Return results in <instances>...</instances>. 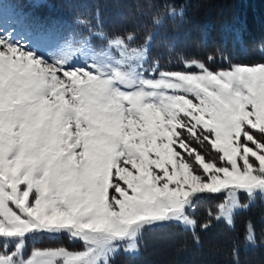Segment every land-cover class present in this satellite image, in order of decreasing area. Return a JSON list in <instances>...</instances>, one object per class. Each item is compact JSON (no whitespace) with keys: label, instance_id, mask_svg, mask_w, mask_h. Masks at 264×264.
I'll use <instances>...</instances> for the list:
<instances>
[{"label":"snow or ice","instance_id":"obj_1","mask_svg":"<svg viewBox=\"0 0 264 264\" xmlns=\"http://www.w3.org/2000/svg\"><path fill=\"white\" fill-rule=\"evenodd\" d=\"M136 3L147 22L112 36L98 17L65 31L0 6V264H112L166 226L199 245L198 228L264 199V62L163 67L155 38L183 5ZM64 237L82 250L28 251ZM243 243L256 244L251 223Z\"/></svg>","mask_w":264,"mask_h":264},{"label":"trees","instance_id":"obj_2","mask_svg":"<svg viewBox=\"0 0 264 264\" xmlns=\"http://www.w3.org/2000/svg\"><path fill=\"white\" fill-rule=\"evenodd\" d=\"M53 3L55 9L64 15L73 14L75 19L98 17L109 36L138 31L147 22L137 12L136 0H53ZM180 5L184 8L183 17L169 20L160 28L152 48V56L163 67L176 70L181 67L180 58L206 60L209 55L215 57L213 67H217L224 63L221 54L234 63L264 62L261 52L264 0H177V6ZM204 202H200L202 206ZM198 206L194 218L199 223L208 222L209 211ZM210 223L206 232L197 229L201 237L199 245L194 243L190 232L179 226L147 231L136 256L119 253L112 264H233L231 251L237 245L239 264H264V200H257L237 213L231 228L216 220ZM249 223L255 227L256 244L245 246L243 240ZM52 246L63 244L55 242Z\"/></svg>","mask_w":264,"mask_h":264},{"label":"rangeland","instance_id":"obj_3","mask_svg":"<svg viewBox=\"0 0 264 264\" xmlns=\"http://www.w3.org/2000/svg\"><path fill=\"white\" fill-rule=\"evenodd\" d=\"M29 1H31L35 4L48 2V0H29ZM29 5H30V3L27 2V0H0V6H9L10 8L14 9L16 12L22 13L27 17H28V13H26L25 8H27ZM46 8L47 9L52 8V3L47 4ZM75 18L76 17L73 14H69L67 16L59 15L56 18H53L52 20L49 19L48 21H44L42 24L46 25V26H54L56 28H59V29L65 30V31L76 30V29H78V25L76 24V20H75V22L70 20V19L74 20ZM28 19H29V21H31L30 18H28ZM0 24H4V18L3 17H0ZM217 195H220V194H217ZM261 200H264V199H261ZM204 201L205 202H204L203 206L200 203V204H198L199 205L198 207L200 208L202 206V208L204 207L206 210L213 211V212L217 209V207L220 203H223L222 198L221 199L204 200ZM241 203L242 204L247 203V197L246 196H244V195L241 196ZM242 210H245V209L236 210L235 214L239 211H242ZM216 222H219V221H216ZM227 226L231 227L232 225L231 226L227 225ZM214 238H215V236H214ZM65 240H66V242H64ZM55 242L56 243L60 242L61 244H63V246H59V247L67 248L70 251H81L82 250V244L80 242H73V241H70L67 237H64L62 239L43 238V239H39L37 241H29L28 242V251L30 253L33 248H39L41 250L59 248V247H53L52 246V244ZM66 243H68V244H66ZM64 244H66V246ZM68 246H70L71 248H69ZM78 246H80V247L78 248ZM120 253H123L125 255H129V254L124 253L123 251H121ZM138 253H139V251L137 253L129 255V256H136Z\"/></svg>","mask_w":264,"mask_h":264}]
</instances>
